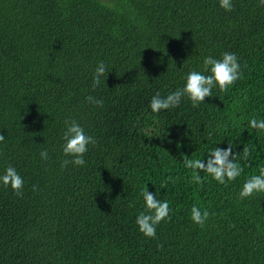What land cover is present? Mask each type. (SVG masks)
Here are the masks:
<instances>
[{
    "label": "trees",
    "instance_id": "trees-1",
    "mask_svg": "<svg viewBox=\"0 0 264 264\" xmlns=\"http://www.w3.org/2000/svg\"><path fill=\"white\" fill-rule=\"evenodd\" d=\"M232 4L0 0V174L13 166L24 180L20 196L0 186V264H264V193L239 199L264 167V131L248 128L264 119V6ZM224 52L243 73L226 92L151 111L157 92L182 87L205 57ZM100 62L106 75L93 89ZM68 118L97 140L84 166L61 167ZM228 144L241 176L192 183L182 157L206 162ZM145 186L171 209L154 239L135 223ZM194 205L210 213L203 228Z\"/></svg>",
    "mask_w": 264,
    "mask_h": 264
},
{
    "label": "clouds",
    "instance_id": "clouds-1",
    "mask_svg": "<svg viewBox=\"0 0 264 264\" xmlns=\"http://www.w3.org/2000/svg\"><path fill=\"white\" fill-rule=\"evenodd\" d=\"M219 7L227 12L233 10L232 0H218ZM264 6V0H260ZM106 66L100 62L93 74L92 87L95 89L101 84V80L106 75ZM241 64L235 53L224 52L220 58L211 55L203 59L200 70H191L184 77V84L166 96H161L157 92L150 101V109L153 113L161 110L177 108L182 99L191 102L192 107H198L205 99L212 97L213 89L218 88L221 92H226L230 86L234 85L242 77ZM88 103L103 107V100L96 99L89 95L86 97ZM248 128L258 132L264 131V119L252 118L248 121ZM5 140V136L0 134V142ZM62 144L60 145L64 159L61 167L66 168L69 164L74 166H84L86 161L85 154L89 150V145L95 146L97 140L85 132L84 127L75 119L64 120V130L62 133ZM243 158L247 159L251 155V149L247 146L242 150ZM41 159H48V152L40 153ZM185 168L192 170V183L202 184L204 179L211 177L218 184L225 185L235 181L244 172V168L238 162V157L233 152V146L228 144L226 149L215 147L208 155L206 162L202 159H190L182 157ZM201 173L204 174L202 177ZM0 186L10 187L15 195H22L24 180L13 166H8L3 174H0ZM167 186V181L161 185L162 189ZM37 188L33 185V191ZM255 193H264V167H260L258 174L249 176L243 183L239 192V199L252 197ZM140 195L143 197L144 208L136 217L135 223L138 230L146 238H156L157 226L166 219H170V205L168 201L158 199L157 193H150L145 186ZM208 210H203L198 206L191 208V220L194 224L203 228L209 218ZM162 247V246H161Z\"/></svg>",
    "mask_w": 264,
    "mask_h": 264
}]
</instances>
